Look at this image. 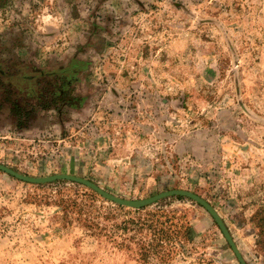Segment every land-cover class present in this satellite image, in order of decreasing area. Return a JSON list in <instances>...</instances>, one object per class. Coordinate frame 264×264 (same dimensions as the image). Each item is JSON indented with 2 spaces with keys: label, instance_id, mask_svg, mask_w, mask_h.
Returning a JSON list of instances; mask_svg holds the SVG:
<instances>
[{
  "label": "rangeland",
  "instance_id": "rangeland-1",
  "mask_svg": "<svg viewBox=\"0 0 264 264\" xmlns=\"http://www.w3.org/2000/svg\"><path fill=\"white\" fill-rule=\"evenodd\" d=\"M11 60L21 68H5L10 80L76 62L64 88L78 100L38 105L18 125L0 87V163L128 199L192 191L244 260L264 264V0H0V61ZM15 87L29 97L27 83ZM55 181L0 170V264H144L113 224L158 206L186 216L187 252L147 264H239L194 200L137 210L97 193L90 210L103 230L91 233L58 205L89 190Z\"/></svg>",
  "mask_w": 264,
  "mask_h": 264
},
{
  "label": "trees",
  "instance_id": "trees-1",
  "mask_svg": "<svg viewBox=\"0 0 264 264\" xmlns=\"http://www.w3.org/2000/svg\"><path fill=\"white\" fill-rule=\"evenodd\" d=\"M9 63L10 65H7V62L3 65L2 61H0V80H2L1 76L2 78L3 75L6 77L3 82L0 81V87L3 89L2 100L8 104L10 115L18 125L26 124L30 115L29 110H35L38 105L41 107L47 104V102H51L59 110L66 102L78 100V97L71 95L69 89L65 90L64 88L71 78L70 74L75 68L76 62L70 61L68 66L59 73L41 72L38 77L34 74L30 77L19 75L17 78H12L13 80L7 78V69L5 68L7 67L15 72L16 69L21 68V64L13 60ZM24 83H27L26 90L29 97L19 95V91L23 89L21 85ZM13 85H16L15 89L19 96L14 93ZM27 98H32V100H35V103H30V99ZM55 182H69L75 185H82L67 180H56ZM83 187L89 190L88 196H86L88 199L79 200L76 197L61 196L58 199V205L62 209L65 218L72 213V217L75 220L82 223L91 233H95L97 232L96 230H103L98 221L100 215L91 214L90 210V207H92L91 199L97 193L84 185ZM171 197L192 201V199L181 195ZM153 204L157 205L158 201L136 209L145 210ZM115 205L123 208L122 205ZM198 205L201 206L199 203ZM101 216L102 218H108L107 214H102ZM113 227L119 231V234L116 232V235L121 239L118 245L128 249L138 261L144 264L149 263L151 259H156L158 262H167L172 260L178 253L187 252L183 245V239L187 236L190 227L186 216L184 214L177 215L174 211H166L162 206L147 210L144 215L128 216L119 223L113 224Z\"/></svg>",
  "mask_w": 264,
  "mask_h": 264
},
{
  "label": "water",
  "instance_id": "water-1",
  "mask_svg": "<svg viewBox=\"0 0 264 264\" xmlns=\"http://www.w3.org/2000/svg\"><path fill=\"white\" fill-rule=\"evenodd\" d=\"M0 170L15 177L18 178L22 181L30 182V183H47L55 180H67V181H72L76 182L79 184H82L92 190H94L96 193H98L100 196L103 198L113 202L117 203L120 205L128 206V207H133V208H140L145 205H149L151 203H154L162 198L168 197V196H174V195H181L185 196L187 198H190L197 203H199L214 219L216 222L217 226L219 227L223 237L225 238L227 244L233 251L237 261L239 264H247L244 258L242 257L234 239L232 238V235L230 234L227 226L225 225L223 219L220 217L216 209L208 202L206 201L203 197L200 195L186 190V189H169L165 191H161L159 193H156L152 196L146 197V198H139V199H128V198H122L119 196H116L100 186H98L96 183L78 176L74 174H69V173H56L48 176H30L27 174H22L19 173L18 171L0 163Z\"/></svg>",
  "mask_w": 264,
  "mask_h": 264
}]
</instances>
